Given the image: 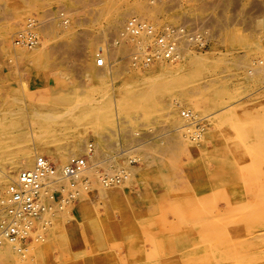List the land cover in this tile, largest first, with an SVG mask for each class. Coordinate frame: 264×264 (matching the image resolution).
Wrapping results in <instances>:
<instances>
[{"label":"rangeland","instance_id":"374dc122","mask_svg":"<svg viewBox=\"0 0 264 264\" xmlns=\"http://www.w3.org/2000/svg\"><path fill=\"white\" fill-rule=\"evenodd\" d=\"M131 16L156 35L183 28L180 61L135 65V49L154 45L123 36ZM262 65L264 0H0V174L22 153L31 169L77 141L99 160L50 190L48 220L13 249L20 262L0 264H264ZM186 113L204 120L187 125Z\"/></svg>","mask_w":264,"mask_h":264},{"label":"built area","instance_id":"2783aa9c","mask_svg":"<svg viewBox=\"0 0 264 264\" xmlns=\"http://www.w3.org/2000/svg\"><path fill=\"white\" fill-rule=\"evenodd\" d=\"M122 33L138 37L142 35L156 36L158 48H153L151 51L148 47L145 48L148 63L161 57L170 60L177 56L176 42L181 34L180 29H170L165 33L156 35L149 22L138 16H131L124 24ZM140 53H136L135 56ZM96 59H98L99 65L103 64V58L97 56ZM89 151L90 153L93 152L90 145ZM86 166L85 156L72 157L68 164L60 169L47 157L40 156L37 158L34 168L22 170L17 181L11 184L7 191L9 216L0 228V241L5 237L13 242L20 241L30 230V225L25 223V218L28 215L38 214L44 208L41 202L42 191L60 178L68 179L78 176Z\"/></svg>","mask_w":264,"mask_h":264},{"label":"bare ground","instance_id":"6f19581e","mask_svg":"<svg viewBox=\"0 0 264 264\" xmlns=\"http://www.w3.org/2000/svg\"><path fill=\"white\" fill-rule=\"evenodd\" d=\"M140 18H141V16H140ZM142 19H144V18H142ZM32 20V19H31ZM151 24V23H150ZM183 25V24H182ZM181 25V26H182ZM30 26V25H29ZM153 26V25H152ZM170 26V25H169ZM176 26V25H175ZM179 27H180V25H178ZM177 26V28H179ZM184 26V25H183ZM194 27V26H193ZM197 27V26H196ZM154 28V27H153ZM157 28V27H156ZM166 28H168L167 26H166ZM171 28V27H170ZM27 29V28H26ZM174 29V28H173ZM183 29V28H182ZM181 29V30H182ZM190 29H193L192 27L190 28ZM195 29V30H194ZM193 30H194V32L198 29L199 30V27L196 29V28H194ZM28 30V29H27ZM154 30H155V28H154ZM160 30V29H159ZM33 31V30H32ZM167 31H169V29L167 30ZM184 31H188V30H184ZM190 31V30H189ZM192 31V30H191ZM22 32V31H21ZM166 32V31H165ZM183 32V31H182ZM198 32V31H197ZM196 32V33H197ZM27 33V32H26ZM29 33V32H28ZM127 33V32H126ZM188 33V32H187ZM203 33V32H202ZM121 34V33H120ZM157 34H158V32H157ZM182 34V33H181ZM190 34H191V32H190ZM193 34V33H192ZM192 34H191V36H192ZM195 34V33H194ZM199 34V33H198ZM22 35V34H21ZM20 35V36H21ZM128 34H123V36L124 37H126ZM197 35V34H196ZM203 35V34H202ZM17 36V35H16ZM25 36H27V34L25 35ZM122 36V37H123ZM184 36V35H183ZM186 36H188L187 34H186ZM191 36H190V38H191ZM199 36V35H198ZM197 36V37H198ZM28 37V36H27ZM27 37H25V38H27ZM31 37V36H30ZM33 37V36H32ZM119 37V36H118ZM121 36L119 37L120 39H118V40H121V39H123ZM128 37H131V35L129 34V36ZM180 37H181V35H180ZM23 38V37H22ZM113 38V37H112ZM132 38H133V36H132ZM139 38L141 39V40H143L141 43H144V44H149V43H152L153 45H154V48H158V42H157V38L155 37V36H153V35H142V36H139ZM149 38H151V40H149ZM189 38V39H190ZM194 38V37H193ZM196 38V37H195ZM199 38H202V37H199ZM206 38V37H205ZM204 38V39H205ZM18 39H19V37H18ZM24 39V38H23ZM28 39V38H27ZM26 39V40H27ZM35 39V38H34ZM33 39V40H34ZM117 39V38H116ZM127 39V38H126ZM131 39V38H130ZM178 39V38H177ZM187 39V38H186ZM20 40H21V38H20ZM30 40V39H29ZM117 40V41H118ZM125 40V39H124ZM137 40V39H136ZM195 41L196 39H192L191 40V43H192V41ZM199 40V39H198ZM17 41V40H16ZM23 41V40H22ZM37 41V40H36ZM112 41V40H111ZM116 41V42H117ZM130 41V40H129ZM131 41H133L132 39H131ZM131 41H130V43H131ZM127 42V41H126ZM140 42V41H139ZM201 42L203 43L204 41L203 40H201ZM29 43H30V41H29ZM28 43V44H29ZM36 43V42H35ZM38 43V42H37ZM190 44L188 41H186L185 39H182V37L181 38H179L178 40H177V42H176V45H177V51H176V53H177V56H176V58L175 59H170L169 61H176L177 62V60H179L180 58H181V56L184 54V52H185V49L187 48V45L188 44ZM195 43V42H194ZM113 44V43H112ZM115 44V43H114ZM117 44V43H116ZM123 44H124V42H123ZM136 44V43H135ZM15 45H18V44H15ZM31 45V44H30ZM35 45V44H34ZM141 46L138 48L139 50H140V48H142L141 49V51H139L138 49H135L136 51H138L137 52V54L138 53H140L139 55H137V56H131L130 58L132 59V61H134L135 62V65H139V62L141 61V60H143L144 62H146V64H150V63H153V62H157V60H162V59H164V58H157L155 61H152V62H149L148 63V61H147V55H145L146 53H145V48L143 47V45L142 44H140ZM29 46V45H28ZM116 46V45H115ZM131 47H132V45H131ZM136 48H137V46H135ZM189 48H190V46H189ZM132 49V48H131ZM150 49V48H149ZM153 49V48H152ZM151 49V50H152ZM188 50V49H187ZM132 52L134 51V49H132L131 50ZM118 53V52H117ZM131 54V53H130ZM184 57V56H183ZM182 57V58H183ZM168 60V59H167ZM163 61H165V60H163ZM180 61V60H179ZM182 61V60H181ZM166 62H168V61H166ZM166 62H164L165 64H166ZM259 62H261V61H259ZM163 63V62H162ZM161 63V64H162ZM145 64V65H146ZM160 64V63H159ZM160 64V65H161ZM164 64V65H165ZM262 63H260V65H261ZM168 66V65H167ZM166 65L165 66H161V68H160V70L162 71V73H164L165 71H168V67H167ZM262 66H264V65H262ZM169 67H171V66H169ZM172 68V67H171ZM178 68H180V66H178ZM176 69V68H175ZM183 69H184V66H183ZM183 69H181V71L183 70ZM170 71V70H169ZM263 73V72H262ZM138 96V95H137ZM138 97H140V96H138ZM142 99V98H141ZM133 101V100H132ZM131 101V102H132ZM135 101V100H134ZM142 101L140 100V103H141ZM129 103V102H128ZM135 103V102H134ZM140 103H138V102H136V105L138 104H140ZM143 103V102H142ZM136 105H134L133 107H134V109L136 108L135 106ZM242 105V104H241ZM240 105V106H241ZM143 107V106H142ZM138 108H140V107H138ZM247 108V107H246ZM251 108V107H250ZM126 109H128V110H131V109H129L128 108V106L126 107ZM137 109V108H136ZM135 109V110H136ZM134 110V111H135ZM132 111V110H131ZM130 111V112H131ZM245 111H247V110H245ZM249 111V110H248ZM40 112V111H39ZM127 112V111H126ZM214 114V113H213ZM186 116H188V119L189 120H192L189 124H187V125H192V126H194V127H196L195 125H196V123L198 124V123H200L199 121H203L204 120V118H197L196 119V115H194V114H191V113H186ZM40 119L41 120H45V121H47V120H55V119H57V117L56 116H46L45 114H43V115H41L40 116ZM250 119V118H249ZM257 119V118H256ZM246 120V119H245ZM261 122V121H260ZM55 123V122H54ZM188 123V122H187ZM1 126V125H0ZM192 126H190V127H192ZM15 127V126H14ZM183 126H181V128H182ZM193 127V128H194ZM202 127V126H201ZM49 129V128H48ZM183 129V128H182ZM184 132L186 131V133H187V130L189 131V128H187V127H185L184 126ZM187 129V130H186ZM196 129V128H195ZM200 129V128H199ZM202 129V128H201ZM245 129H247V128H245ZM47 130V129H46ZM179 130V129H178ZM253 130V129H252ZM255 130V129H254ZM259 130V129H258ZM155 131H157V130H155ZM181 131V130H180ZM179 131V132H180ZM202 131V130H201ZM200 131V132H201ZM248 131V130H247ZM44 132V131H43ZM199 132V133H200ZM240 132V131H239ZM243 132V131H242ZM253 132V131H252ZM10 133V132H9ZM195 133H198V132H195ZM250 133H251V131H250ZM255 133V132H254ZM260 133V132H259ZM191 134V133H190ZM194 134V133H193ZM246 134H247V132H246ZM168 135V134H167ZM235 135V134H234ZM239 135V134H238ZM259 135V134H258ZM20 136L21 135H19V138H20ZM188 136H189V133H188ZM200 136H201V134L200 135H198V134H194V136L193 137H191L190 136V138H193L194 140H199V138H200ZM13 137H16L15 135H13ZM17 137H18V135H17ZM186 137H187V135H186ZM237 137H239V136H237ZM255 137V136H254ZM260 137H262V136H260ZM189 138V137H188ZM11 139V138H10ZM14 138H12V140H13ZM17 139V138H16ZM192 139V140H193ZM1 140V139H0ZM12 140H9V141H12ZM20 141H21V139H19ZM23 140V139H22ZM237 140V139H236ZM6 141V140H5ZM103 141V140H102ZM136 140H134V142H135ZM240 141V140H239ZM238 141V142H239ZM244 141V140H243ZM242 141V142H243ZM1 142V141H0ZM13 142L15 143L16 141H14L13 140ZM138 142V141H137ZM2 143V142H1ZM7 143V142H6ZM10 143V142H9ZM39 143V142H38ZM150 143V142H149ZM12 144V143H11ZM87 144V143H86ZM139 144V143H138ZM141 144V143H140ZM139 144V145H140ZM145 144V143H144ZM241 144V143H240ZM3 145V144H2ZM98 145V144H97ZM137 145V144H136ZM143 145V144H142ZM141 145V146H142ZM145 145H147V144H145ZM3 146H8V145H3ZM10 146H13V145H10ZM85 146L86 145H83L82 143H81V141H77L76 142V144H75V148L73 149L72 148V150H68V151H66L67 153H62V152H60V153H54V155L52 156V158L54 159H51V158H49V157H51V156H49V157H47L46 156V154L44 155V153H43V155L42 154H40V155H37V157H36V159H35V162H36V160H37V158L38 157H40V156H45V157H47L49 160H53L52 162L53 163H55L58 167H59V169L61 168V167H63L64 165H66V164H68V162H69V160H70V158H72V157H75V156H85L86 157V160H87V166H86V168L78 175V176H76V177H74V178H68V179H58V180H56V181H54V182H52L47 188H45L43 191H42V193H41V202H42V204L44 205V208H42L41 209V211L38 213V214H36V215H32V216H30V215H28L26 218H25V223L26 224H29L30 225V230L32 229V227H31V225H33V224H35L34 223V221H35V219L36 218H41V217H44V216H46V218L49 216H47V214H50L51 212H49V213H47L46 214V212L47 211H45L46 210V204H45V202H46V199H49V197H50V190L52 189V188H55L56 187V185L57 184H59L60 182L62 183L63 181H69L70 182V179H71V182H72V180H76V179H81L80 177H83V176H85V178L87 179V177L88 176H92L93 175V172H95V171H93L94 169H95V167H94V169H92L91 167H92V165L91 164H93L94 162H97V163H99V160H97V158H98V156L96 155V154H98V153H96V152H92V153H90V151H89V147L88 146H86V149H85ZM95 146V145H94ZM140 146V147H141ZM245 146H246V144H245ZM244 146V147H245ZM14 147V146H13ZM139 146H138V149L140 148ZM148 147V146H147ZM240 147V146H239ZM242 147H243V145H242ZM5 148V147H4ZM144 148V147H143ZM150 148V147H149ZM248 147H246V149H247ZM2 149V148H1ZM10 149V148H9ZM13 149V148H12ZM82 150V153H76L77 152V150ZM95 149V148H94ZM134 149V147L132 148V150ZM137 149V148H136ZM142 149V148H141ZM244 149V148H243ZM249 149V148H248ZM62 150V149H61ZM128 150V149H127ZM3 151V150H2ZM10 151V150H9ZM35 151H38L37 149L35 150ZM75 151V152H74ZM129 151V150H128ZM134 151H136V150H134ZM145 151L149 154V152H148V150L145 148ZM248 151H250V150H248ZM1 152V151H0ZM5 152V151H4ZM32 152V151H31ZM79 152V151H78ZM85 152V154H83ZM145 152V153H146ZM152 152V151H151ZM8 153V152H7ZM11 153V152H10ZM22 153V152H21ZM29 153V152H28ZM132 153V152H131ZM260 153V152H259ZM71 154H73V155H71ZM75 154V155H74ZM126 154V153H125ZM124 154V155H125ZM129 153H127V155H128ZM251 154V153H250ZM52 155V154H51ZM57 155V156H56ZM72 157H71V156ZM151 155V154H150ZM181 155V154H180ZM20 156V160H19V163H17V162H15V161H13V162H11L7 167H5V170L3 171V172H1V174H2V176H0V179L1 180H3V179H5V178H10V177H12V176H14L15 175V173L18 171V170H20V168H23L22 170H26V169H28V168H30L31 167V155H29V154H27V153H22V154H20L19 155ZM148 156V155H147ZM263 156V155H262ZM102 157V156H101ZM143 157H145V155L143 156ZM34 158V157H33ZM64 158H66V159H68V161H67V163H65L64 162V165L63 164H61V163H59L60 162V160L59 159H64ZM148 158V157H147ZM146 158V159H147ZM2 159V158H1ZM100 159V158H99ZM103 159V158H102ZM101 159V160H102ZM105 159V158H104ZM103 159V160H104ZM153 159V158H152ZM167 159V158H166ZM13 160V159H12ZM59 162H58V161ZM107 160V159H106ZM105 160V161H106ZM240 160H242V159H240ZM90 161L92 162V161H94L93 163H91L90 164ZM164 162V161H163ZM103 163V162H102ZM108 163V162H107ZM247 163V162H246ZM250 163V162H249ZM94 164H96V163H94ZM34 165H35V163H34ZM100 165V164H99ZM102 166H104L103 164H101ZM94 166V165H93ZM105 167H106V165H105ZM32 168H34V166L32 167ZM31 168V169H32ZM104 168V167H103ZM181 169V168H180ZM21 170V171H22ZM96 170V169H95ZM97 170H99V167L97 168ZM20 171V172H21ZM108 171V170H107ZM261 171H263L262 169H261ZM19 172V173H20ZM104 172H106V171H104ZM260 172V171H259ZM264 172V171H263ZM19 173H18V175L16 176V178L15 177H13V178H15V179H12V180H14L11 184H13L14 182H16L17 181V179H18V176H19ZM96 173V172H95ZM99 174H100V172H98ZM0 174V175H1ZM111 174V173H110ZM113 174V173H112ZM115 175L117 174V173H114ZM120 174V173H119ZM210 174H212V173H210ZM260 174V173H259ZM261 175V174H260ZM94 176H96V175H94ZM103 176V175H102ZM107 176V175H106ZM119 176V175H118ZM117 176V177H118ZM98 177H99V179H100V176L98 175ZM97 177V178H98ZM111 177V176H110ZM110 177H108L109 179H110ZM116 177V178H117ZM195 177V176H194ZM211 177V176H210ZM84 178V177H83ZM102 178V177H101ZM107 178V179H108ZM182 178V177H181ZM106 179V178H105ZM102 179H100L99 181H101ZM112 180V179H111ZM184 180V179H183ZM258 180V179H257ZM82 181V180H81ZM84 181V180H83ZM82 181V183H84ZM92 181V180H91ZM96 181V180H95ZM98 181V180H97ZM180 181V180H179ZM181 181H182V179H181ZM212 181V180H211ZM0 182H2V181H0ZM74 182V181H73ZM78 182H80V181H78ZM77 182V183H78ZM106 182V181H105ZM193 182V181H192ZM244 182V181H243ZM86 183H88V181L86 182ZM118 183V182H117ZM245 183V182H244ZM249 183V182H248ZM11 184L10 185H8L6 188V190L3 192V191H1V189L3 188H0V195H1V204H3V206H2V210H1V213H0V215H2V213L3 214H5V217H6V215H8L9 216V213H8V209H7V206H8V204H9V199H8V195H7V191H8V189H9V187L11 186ZM101 184V183H100ZM219 184V183H218ZM247 184V183H246ZM245 184V185H246ZM64 185V184H63ZM72 185V184H71ZM77 185V184H76ZM102 185V184H101ZM101 185H97V186H101ZM3 186V185H2ZM58 186V185H57ZM68 187H70V185L68 186ZM77 187V186H76ZM82 187V186H81ZM86 187V186H85ZM93 187V186H92ZM105 187H106V184H105ZM226 187V186H225ZM228 187V186H227ZM250 187V186H249ZM264 187V186H263ZM57 189H58V187H56ZM72 188V187H71ZM79 188H80V186H79ZM100 188V190L102 189L101 187H98V189ZM60 189V188H59ZM62 189H64V188H62ZM69 189V188H68ZM83 189H84V187H83ZM93 189V188H92ZM3 190V189H2ZM81 190V189H80ZM89 190V189H88ZM103 190V189H102ZM219 190V189H218ZM256 190V189H255ZM56 191V190H55ZM59 191V190H58ZM62 191V190H61ZM75 191V190H74ZM73 191V192H74ZM263 191V190H262ZM52 192V191H51ZM63 192H64V190H63ZM81 192V191H80ZM87 192V191H86ZM56 193H58V192H56ZM65 193V192H64ZM64 193H62V194H64ZM67 193V192H66ZM75 193H77V192H75ZM101 193H102V191H101ZM140 193V192H139ZM105 194V193H104ZM218 194V193H217ZM75 195V194H74ZM99 195H100V193H99ZM69 196H71V195H69ZM215 196V195H214ZM221 196V195H220ZM229 196V195H228ZM254 196V195H253ZM83 197H85V194H84V196ZM87 197H89V196H87ZM223 197V196H222ZM227 197V196H226ZM225 197V198H226ZM261 197V196H260ZM221 198V197H220ZM83 199V198H82ZM90 200V199H89ZM215 200V199H214ZM261 200H263V199H261ZM51 201V200H50ZM91 201V200H90ZM89 201V202H90ZM207 201V200H206ZM55 202V201H54ZM65 202V201H64ZM205 202V201H204ZM211 202V201H210ZM216 202V201H215ZM251 202H252V200H251ZM250 202V203H251ZM53 203V202H52ZM249 203V204H250ZM50 204V203H49ZM202 204V203H201ZM204 204V203H203ZM253 204V203H252ZM251 204V205H252ZM56 204H54V206H55ZM58 205V204H57ZM255 205V204H254ZM53 206V207H54ZM214 206V204L212 205V207ZM232 206V205H231ZM245 206H247L248 207V205H245ZM253 206V205H252ZM47 207H48V205H47ZM195 207V206H194ZM246 207V208H247ZM235 208V207H234ZM251 207H249V208H247V209H250ZM252 208H254V207H252ZM56 209H59V208H56ZM65 209V208H64ZM63 209V210H64ZM205 209V208H204ZM241 209V208H240ZM244 209H245V207H244ZM255 209V208H254ZM49 210V209H48ZM50 210H53V208H51ZM49 210V211H50ZM214 210V209H213ZM215 210H216V208H215ZM232 210V209H231ZM237 210H238V208H237ZM44 211H45V213H44ZM241 211H245V210H241ZM247 211V210H246ZM253 211V210H252ZM87 212V211H86ZM213 212V211H212ZM218 212V211H217ZM228 212V211H227ZM234 211L232 210V214H234L233 213ZM236 212V211H235ZM258 212V211H257ZM203 213H205V212H203ZM231 213V212H230ZM238 213V212H237ZM53 214H55V213H53ZM58 214V213H57ZM59 214H60V212H59ZM175 214V213H174ZM201 214V213H200ZM217 215V214H216ZM219 215V214H218ZM222 215V214H221ZM238 215V214H237ZM240 215V214H239ZM233 216V215H232ZM55 217V216H54ZM57 217V216H56ZM235 218H236V216H234ZM1 218V217H0ZM75 218V217H74ZM8 219V218H7ZM56 219V218H55ZM54 219V220H55ZM78 219V218H77ZM208 219H210V218H208ZM229 219V218H228ZM234 219V218H233ZM44 220V219H43ZM47 220H48V218H47ZM53 220V219H52ZM51 220V221H52ZM59 220V219H58ZM61 220V219H60ZM69 220V219H68ZM85 220V219H84ZM216 220V219H215ZM214 220V221H215ZM218 220V219H217ZM222 220V219H221ZM220 220V221H221ZM224 220V219H223ZM0 221H1V219H0ZM46 221V220H45ZM45 221H43V223L45 222ZM50 221V222H51ZM67 221V220H66ZM53 222V221H52ZM51 222V223H52ZM73 222V221H72ZM82 222V221H81ZM42 223V222H41ZM46 224H48L47 222H45ZM71 223V222H70ZM210 223V222H209ZM53 224V223H52ZM57 224V223H56ZM60 224V223H59ZM214 224H216V223H214ZM1 225V224H0ZM44 225V224H43ZM217 225V224H216ZM2 226V225H1ZM40 226V225H39ZM223 226V225H222ZM41 227H42V225H41ZM40 227V228H41ZM47 227V226H46ZM1 228V227H0ZM45 228V227H44ZM51 228V227H50ZM65 228V227H64ZM39 228H38V232H39ZM55 230V229H54ZM37 231V230H36ZM214 231V230H213ZM35 232V231H34ZM42 232H43V230H42ZM54 232V231H53ZM31 233V232H30ZM36 233V232H35ZM44 233H45V230H44ZM64 233H66V231L64 232ZM41 235V232H39V233H37V236L38 235ZM67 234V233H66ZM83 234V233H82ZM27 235H29V234H27ZM55 235H57V234H55ZM231 236V235H230ZM230 236L228 237V238H230ZM33 237H34V235H33ZM232 237V236H231ZM36 238V237H35ZM64 238V237H63ZM39 239V238H38ZM65 239H66V237H65ZM78 239V238H77ZM235 239H237V238H235ZM247 239V238H246ZM251 239V238H250ZM36 240V239H35ZM44 240V239H43ZM38 241V240H37ZM41 241V240H40ZM48 241V240H47ZM220 241H222V239L220 240ZM233 241V240H232ZM247 241H248V239H247ZM36 242V241H35ZM81 242V241H80ZM243 242V241H242ZM0 243H3V246H0V260L2 261V260H4V261H6V260H8V262H9V260H10V262H11V260H13L12 262H20V259H19V257H18V255L16 254V253H14V251H13V249H18L17 247L19 246V244L18 243H21V241L20 242H17V241H12L11 239H9V238H3L1 241H0ZM30 243H31V241H30ZM65 243V242H64ZM153 244H155L154 242H153ZM211 244V243H210ZM18 245V246H17ZM198 245V244H197ZM39 246H40V244H39ZM66 246V245H65ZM80 246V245H79ZM232 247V246H231ZM230 247V248H231ZM252 247V246H251ZM31 248H33V247H31ZM35 248H37V247H35ZM35 248H34V250H35ZM71 248V247H70ZM233 248V247H232ZM20 249V248H19ZM18 249V250H19ZM23 249V248H22ZM21 249V250H22ZM153 249V248H152ZM154 249H155V247H154ZM153 249V250H154ZM17 250V251H18ZM24 250V249H23ZM24 251H26V250H24ZM20 252L21 251H19V254H20ZM18 253V252H17ZM23 253V252H22ZM25 253V252H24ZM29 253V252H28ZM28 253H25V254H28ZM38 253V252H37ZM36 253V254H37ZM43 253V252H42ZM25 254H24V256H25ZM124 254V253H123ZM21 255V254H20ZM42 255V254H41ZM55 255V254H54ZM31 256V255H30ZM57 256V255H56ZM21 257V256H20ZM122 258V257H121ZM22 259V258H21ZM152 259V258H151Z\"/></svg>","mask_w":264,"mask_h":264}]
</instances>
